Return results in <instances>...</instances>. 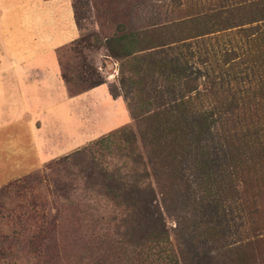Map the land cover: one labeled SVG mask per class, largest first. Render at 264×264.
<instances>
[{"label": "rangeland", "instance_id": "374dc122", "mask_svg": "<svg viewBox=\"0 0 264 264\" xmlns=\"http://www.w3.org/2000/svg\"><path fill=\"white\" fill-rule=\"evenodd\" d=\"M71 4L79 37L57 53L68 93L102 80L111 96L122 98L128 122L34 170L43 174L39 183L29 191H11L0 204L4 214L0 233L16 244L11 246V264H35L26 262L27 249H15L18 240L36 230V220L21 213L34 211L54 219L51 239L57 245V258L53 253L40 264H84L95 258L105 264H139L141 244L157 226V218L167 229L175 264H264V28L253 23L242 26L252 28L249 32L232 28L193 37L202 31L197 28L201 17L218 15L219 0H71ZM250 33L247 57L240 58L238 67L236 59H219L222 49ZM178 46L182 49L176 51ZM175 51L192 55L188 60L199 68L198 79L162 73L164 56ZM219 64L220 71L234 65L230 74L250 70L249 96L262 98L261 119L254 129L258 134L250 137L245 156L237 157L244 162L235 169L234 184L246 214L241 225L223 217L219 204L206 207L216 187L191 169L193 158L180 131L183 123L174 121L177 114L164 107L168 94L159 100L156 90L173 85L184 100L195 88L200 101L207 80L219 79ZM208 94L209 99L222 97L219 90ZM123 130L134 135V142L117 135ZM111 176L120 184L149 186L154 205L130 210L119 198L114 200Z\"/></svg>", "mask_w": 264, "mask_h": 264}, {"label": "trees", "instance_id": "16d2710c", "mask_svg": "<svg viewBox=\"0 0 264 264\" xmlns=\"http://www.w3.org/2000/svg\"><path fill=\"white\" fill-rule=\"evenodd\" d=\"M72 9L75 17L74 6ZM201 18L203 19L199 21L200 24L197 28L202 31L193 37L218 31L219 33L225 32L232 28H238L237 32H249L252 28H242V26L253 23L256 25L255 27H257L256 23H260V29H263L264 0H219L218 15ZM191 22H195V19ZM260 29L257 28V30ZM252 35L253 33L244 35L239 41L236 40L232 45L222 49L219 52V59L221 57L228 60L236 59L238 62L235 64L238 67L241 64L240 58L242 61V58L247 57L246 45ZM192 44H186L185 47H190ZM178 48L182 49L181 46H178L175 47L176 51H179ZM176 51L164 56L162 73H166L167 76L184 75L182 76L183 80L187 78L189 81L198 79L199 68H195L194 62L191 63L188 60V58H192V55L190 53L188 55L186 52L184 54L183 51L179 54ZM201 63L204 62L201 61ZM222 65L219 64V79L215 83L213 80H207V85L203 88L205 96L201 95L203 99L200 101L197 100L198 92L195 88L188 92H192L193 96L186 97L184 100H182V95L175 94L176 88L173 85L164 87L159 85L156 90L159 94V100H162L164 94H168V98L164 101V107H167L170 113L177 114L174 116L176 118L174 121L183 123L180 131L181 135L184 136L186 147L189 149V156L193 158L191 169L204 178L207 185L211 184L216 187L214 196L206 202V207L214 209L219 204V212L222 213L223 217L228 216V221L237 220L241 225L246 214L242 204L244 201L239 196L240 190L238 191L234 184L235 169L238 164L244 162L237 161V157L245 156L244 150L247 149L250 137L258 134L254 129L261 119L258 103L262 98L249 96L253 92L250 84V70L244 68V72L230 74L228 72H230V68H234V65H229V68L220 71ZM162 75L160 77L163 78ZM202 77L207 79V76ZM61 78L65 83L67 82L64 76L61 75ZM120 82L123 85V78ZM100 84H103L102 80L91 83L89 88ZM180 89L181 86L177 88V91ZM217 90L222 97L209 99L208 92ZM117 135L124 136L126 143L134 142V135L130 131L123 130ZM42 177V172L34 171L17 181L0 187V204L2 205V202L9 199L11 191L15 194L24 189L29 191L39 183ZM108 180L111 184L109 188L112 189L110 197L114 200L119 198V202L130 210H148L154 205L155 198L149 186L140 187L137 183L120 184L112 176ZM3 215L0 211V219L3 218ZM21 215L24 218L35 219L36 230L34 235L27 236V239L18 240L15 249L20 250L19 248L23 247L28 250L26 262L34 261L35 264H40L47 258L51 259L53 253V259H56V251L54 250L57 245L51 239L55 231L54 219L49 215L35 211L21 213ZM154 221L157 226L148 231L149 234L141 244L139 264H175L173 255L168 249L167 229L159 218ZM46 237L50 239L45 241ZM12 241V237L10 239L0 233V264H11V246L12 244L16 245ZM84 264H105V262L101 258H95L86 260Z\"/></svg>", "mask_w": 264, "mask_h": 264}, {"label": "crops", "instance_id": "0c3cea01", "mask_svg": "<svg viewBox=\"0 0 264 264\" xmlns=\"http://www.w3.org/2000/svg\"><path fill=\"white\" fill-rule=\"evenodd\" d=\"M79 33L71 0H0V186L127 124L105 83L68 93L57 53Z\"/></svg>", "mask_w": 264, "mask_h": 264}]
</instances>
